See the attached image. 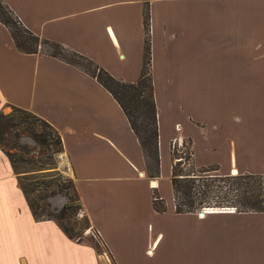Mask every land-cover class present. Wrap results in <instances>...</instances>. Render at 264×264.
<instances>
[{"label": "crops", "instance_id": "crops-1", "mask_svg": "<svg viewBox=\"0 0 264 264\" xmlns=\"http://www.w3.org/2000/svg\"><path fill=\"white\" fill-rule=\"evenodd\" d=\"M3 1L33 34L130 83L141 76L148 17L161 168L149 177L126 113L94 76L20 51L0 21V113L22 108L57 130L79 204L105 247L35 219L0 147V264H264V254L248 258L243 248L249 234L264 247L262 224L207 220L236 212L179 214L172 189L175 142L191 143L197 168L264 175L256 170L264 169V0Z\"/></svg>", "mask_w": 264, "mask_h": 264}, {"label": "trees", "instance_id": "trees-1", "mask_svg": "<svg viewBox=\"0 0 264 264\" xmlns=\"http://www.w3.org/2000/svg\"><path fill=\"white\" fill-rule=\"evenodd\" d=\"M0 21L8 27L12 37L15 40L17 48L26 52V54H35L40 50L43 53L61 58L70 64L78 66V68L90 73L107 88L114 99L119 103L138 137L143 148L145 160L147 164V172L150 178L159 177L160 175V156L158 133L159 127L157 122L158 110L155 103L154 87L152 75L150 71L151 52L149 32V19L146 17V45L144 48V63L140 79L135 83L124 82L112 77L108 72L95 65L94 61L79 55L76 52L70 51L61 44L50 42L33 34L23 26V23L14 15L9 6L0 0ZM47 47L52 50H44ZM70 53L73 56L72 60H68L63 54ZM79 61L86 62L94 67V71H89L83 68ZM15 112L21 113L26 118H31L35 122H41L45 127L50 128L52 133H38L34 128L24 132L30 135L35 141L46 145L49 139H54L55 134L56 152H62L63 144L57 130L44 121L42 118L25 111L22 108L14 107ZM26 118L19 117L17 120L7 117L0 113V147L4 148L5 135L10 134V130L20 129L23 124H26ZM185 141L183 144L186 145ZM188 143V151L184 152L186 157L181 156L176 149L172 151V159L174 161L172 168V189L175 198V209L179 214L196 213L198 214L205 208H231L236 213H264V175H251L249 173L231 175L219 174L220 168L213 165L209 167L197 168L194 163L193 149L190 142ZM17 147L14 145L13 148ZM4 150V149H3ZM5 151V150H4ZM6 152V151H5ZM12 162V166L18 172L17 161L11 152L6 153ZM177 159H180L177 161ZM19 184L27 196L30 208L35 216V219L55 220L68 237H73V230L60 224V220L69 218L68 212L71 211L76 215L81 210L79 204V196L75 185L72 186L77 197L78 204L74 202L66 204L59 215L43 218L37 211L35 204L29 200L30 190L23 185V177L19 176ZM165 202L157 200L154 203V208L161 213L166 212ZM78 242H81L80 240Z\"/></svg>", "mask_w": 264, "mask_h": 264}, {"label": "rangeland", "instance_id": "rangeland-1", "mask_svg": "<svg viewBox=\"0 0 264 264\" xmlns=\"http://www.w3.org/2000/svg\"><path fill=\"white\" fill-rule=\"evenodd\" d=\"M44 50H52L47 47ZM68 60H72L73 56L70 53L63 54ZM81 66L89 71H94V67L90 66L86 62L79 61ZM3 115L17 120L19 117H24L21 113L15 112L13 108H6ZM27 123L23 124L20 129L10 130V134L5 135L4 150L6 153L11 152L17 161L19 175L23 177L22 182L31 192L29 194V200H31L39 214L43 218L51 217L53 215H59L61 209L69 204L71 201L75 205L78 204L77 197L72 188L75 185L72 173L70 169L63 164L62 152L55 153L56 137L53 134L54 139H49L46 145L35 141L30 135L24 132L23 128L28 130L34 128L38 133H52L50 128L45 127L41 122H35L31 118H26ZM14 145L17 147L13 148ZM180 148V147H179ZM188 143L182 144L179 151L181 156L186 157L185 153L188 151ZM215 164V163H214ZM213 165V164H211ZM220 165V164H215ZM259 169L257 172L263 171L260 163H258ZM261 168V169H260ZM243 171V170H240ZM220 174L226 175V171H221ZM232 174V173H231ZM80 213H84L81 210L76 215L69 211V218L60 220V224L73 230L72 234L74 240L81 242L94 243L98 249L105 251L103 244L98 241V235L92 230L90 223L87 220L85 214L83 217H79ZM199 214V213H198ZM216 217V218H215ZM252 217V218H251ZM222 220L231 221V223H250V224H262L264 226V216L257 217L253 215H235V216H208L207 220ZM97 236V237H96ZM245 254L248 258L258 259L264 254V247L256 242V239L252 238L249 234L248 245L244 247Z\"/></svg>", "mask_w": 264, "mask_h": 264}, {"label": "bare ground", "instance_id": "bare-ground-1", "mask_svg": "<svg viewBox=\"0 0 264 264\" xmlns=\"http://www.w3.org/2000/svg\"><path fill=\"white\" fill-rule=\"evenodd\" d=\"M236 170H237V169L231 170V171H232V175H236V174H237V171H236ZM153 186L156 187V184L154 183ZM224 209H225V208H218V210H215V211H214V209H213V210H209V211L207 212L206 216L209 215V214H212V213L215 214V213H228V212L233 213V212H235V211L224 210ZM203 218H204V217H203Z\"/></svg>", "mask_w": 264, "mask_h": 264}, {"label": "water", "instance_id": "water-1", "mask_svg": "<svg viewBox=\"0 0 264 264\" xmlns=\"http://www.w3.org/2000/svg\"><path fill=\"white\" fill-rule=\"evenodd\" d=\"M213 209H214V211H215V210H218V208H214V207H211V208H205V209H203L202 211L199 212V215H200L201 217H205L206 214H207V212H208L209 210H213ZM224 210L235 211L234 209H231V208H225Z\"/></svg>", "mask_w": 264, "mask_h": 264}, {"label": "built area", "instance_id": "built-area-1", "mask_svg": "<svg viewBox=\"0 0 264 264\" xmlns=\"http://www.w3.org/2000/svg\"><path fill=\"white\" fill-rule=\"evenodd\" d=\"M181 144L180 143H178V142H175V143H173V145H172V150L174 149V150H176V149H180L181 148ZM180 147V148H179ZM178 160H180V159H177V161ZM153 187H155V186H153ZM156 188V187H155ZM83 215H84V213H80L79 214V217L81 218V217H83Z\"/></svg>", "mask_w": 264, "mask_h": 264}]
</instances>
